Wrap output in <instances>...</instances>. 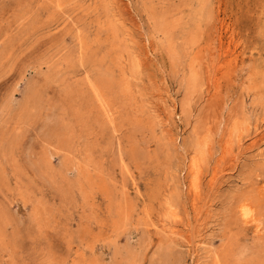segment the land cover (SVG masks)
Masks as SVG:
<instances>
[{"label":"rangeland","instance_id":"rangeland-1","mask_svg":"<svg viewBox=\"0 0 264 264\" xmlns=\"http://www.w3.org/2000/svg\"><path fill=\"white\" fill-rule=\"evenodd\" d=\"M0 264H264V0H0Z\"/></svg>","mask_w":264,"mask_h":264},{"label":"bare ground","instance_id":"bare-ground-1","mask_svg":"<svg viewBox=\"0 0 264 264\" xmlns=\"http://www.w3.org/2000/svg\"><path fill=\"white\" fill-rule=\"evenodd\" d=\"M219 42H220V40H219ZM235 65V64H234ZM99 94V93H98ZM158 94V93H157ZM152 95V94H151ZM226 121V120H225ZM239 122V121H238ZM241 123V122H240ZM234 125V129H235V131H239V134H240V131H241V129L243 130V127H241L240 125H238V124H236V123H234L233 124ZM232 125V126H233ZM210 128V127H209ZM212 128V127H211ZM245 129V128H244ZM246 130V129H245ZM233 132V131H232ZM242 132V131H241ZM234 133V132H233ZM256 133V132H255ZM240 136V135H239ZM203 137V136H202ZM257 137V136H256ZM207 138V137H206ZM239 138V137H238ZM201 140V139H200ZM204 140V139H203ZM201 140L202 142H201V148L199 147V149H198V154H199V157L198 158H196L195 160H194V162H193V167L194 168H196V171H198V166H199V161L201 160V157H203V153H204V150H202V149H204V146L206 145V140ZM255 141V140H254ZM208 143H209V140H208ZM209 145V144H208ZM230 145V144H229ZM231 146V145H230ZM209 147V146H208ZM227 148V147H226ZM229 148V147H228ZM227 148V149H228ZM195 150V149H194ZM230 151H231V148L229 149ZM207 153V152H206ZM224 157V156H223ZM185 158V157H184ZM194 168H193V170H194ZM200 169V168H199ZM199 172H200V170H199ZM199 172H197V174L199 173ZM196 174V175H197ZM215 176V175H214ZM217 178V177H216ZM197 179V178H196ZM195 180V179H194ZM212 185V184H211ZM167 205V204H166ZM255 206V205H254ZM253 206V207H254ZM253 207H252V205L251 204H249V203H247L246 201L245 202H242L240 205H239V210H240V212H241V216L243 217V218H247V217H249V216H251V215H254L253 213H254V209H253ZM256 207V206H255ZM169 210V209H168ZM172 213V212H171ZM173 215V214H172ZM161 220V219H160ZM246 220V219H245ZM244 221V220H243ZM260 221V220H259ZM255 225V224H254ZM164 229V228H163Z\"/></svg>","mask_w":264,"mask_h":264}]
</instances>
